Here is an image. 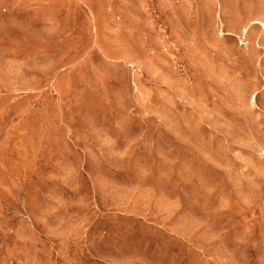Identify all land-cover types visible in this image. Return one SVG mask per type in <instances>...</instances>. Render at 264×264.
<instances>
[{"label": "rangeland", "instance_id": "1", "mask_svg": "<svg viewBox=\"0 0 264 264\" xmlns=\"http://www.w3.org/2000/svg\"><path fill=\"white\" fill-rule=\"evenodd\" d=\"M0 264H264V0H0Z\"/></svg>", "mask_w": 264, "mask_h": 264}, {"label": "bare ground", "instance_id": "2", "mask_svg": "<svg viewBox=\"0 0 264 264\" xmlns=\"http://www.w3.org/2000/svg\"><path fill=\"white\" fill-rule=\"evenodd\" d=\"M255 99V98H254ZM254 101V100H253Z\"/></svg>", "mask_w": 264, "mask_h": 264}]
</instances>
